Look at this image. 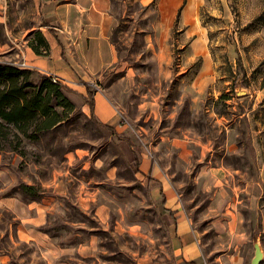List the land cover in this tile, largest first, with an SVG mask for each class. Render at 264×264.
<instances>
[{
    "label": "rangeland",
    "instance_id": "374dc122",
    "mask_svg": "<svg viewBox=\"0 0 264 264\" xmlns=\"http://www.w3.org/2000/svg\"><path fill=\"white\" fill-rule=\"evenodd\" d=\"M185 4L179 0L171 21H166L159 0H113L116 71L103 72L98 85L120 75L115 86L120 100L114 106L121 127L116 133L108 137L88 114L83 95L64 91L67 105L55 127L35 141L23 140V156L7 148L0 151L5 191L24 201L30 197L20 192V182L33 184L37 199L41 182L52 173L95 174L96 158H109L117 175L109 183V207L113 206L117 223L114 229L109 227V234L94 229L105 235L101 264H169L165 254L161 260L153 257L157 241L149 238L163 242L167 235L157 225L154 205L143 198L145 187L132 178L121 156L116 138L124 135L132 140L135 157L140 152L149 156L174 185L197 238L205 243L207 264L224 263L211 261L213 252L208 251L217 236L203 212L210 194L201 189L198 172L204 165L232 170L229 184L239 199L243 227L253 238L250 244L258 241L262 256L257 264H264V0H194L183 22ZM36 10V0H0V61L15 64L25 40L35 39L32 32L38 28L28 29L38 25ZM188 27L193 34H184ZM197 38L198 43L191 45ZM159 134L186 141L182 147L172 146L159 141ZM72 154L85 160L84 170L79 160L67 161ZM121 183L130 185V194ZM67 203L69 218L94 224L90 213L80 214L75 204ZM0 216L7 220L9 213ZM50 220L62 223L56 215ZM129 222L134 226L127 228ZM52 231L65 232L59 226ZM0 249L11 254V264H44L32 245L10 246L0 236Z\"/></svg>",
    "mask_w": 264,
    "mask_h": 264
},
{
    "label": "crops",
    "instance_id": "0c3cea01",
    "mask_svg": "<svg viewBox=\"0 0 264 264\" xmlns=\"http://www.w3.org/2000/svg\"><path fill=\"white\" fill-rule=\"evenodd\" d=\"M178 1L159 0V9L166 21H171ZM193 1L186 0L181 9V21L187 22ZM36 9L38 25L30 27L28 31L42 29L47 50L41 49V53H36L25 40L20 48V60L15 64L32 68L37 73L55 74L72 92L84 97L85 84L92 86L93 117L109 126V129H105L108 137L116 133L121 127L118 126L120 123H117L114 106L120 100L115 91L120 75L109 77L108 81L102 82V87L98 85L103 72L109 69V73L114 74L116 71L117 51L111 38L115 25L113 0H36ZM193 31L188 27L184 34H193ZM198 41V38L195 39L191 45L195 46ZM118 137L116 142L122 146L121 156L131 168L132 178L145 187L143 198L154 205L157 225L162 226L167 235L163 242L158 238H149L152 242L157 241L153 257L161 260L165 254L169 264H207L203 253L205 247L202 248L205 243L197 238L172 182L168 181L158 165L151 162L149 156L140 152L135 157L130 138L126 135L124 138ZM158 140H167L169 145L181 147L186 141L163 134H159ZM81 159L79 155L72 154L67 161L79 160V168L84 170L86 162ZM92 165L98 170L95 174L72 176L66 170L60 176L58 172L52 173L49 180L41 182L40 197L24 201L17 194L5 191L6 167L2 164L0 153V213H9L7 220H2L0 216V236H4L10 246L22 243L36 247L44 264H75V261L101 264L99 258H102L104 251L102 241L105 235L100 236L94 229L109 234V227L114 229L117 223L113 217V206L109 207L112 203L109 201V183L117 175L114 164L109 165V158H96ZM231 175L232 170L221 165H204L198 172L201 189H207L210 194L203 212L217 236L208 251L213 252L211 261L250 264L253 243H259L253 240L250 244L253 238H248L243 227L237 207L239 199L234 196L229 184ZM121 185H125L123 190L130 194V185ZM131 192L134 193L133 190ZM67 202L75 204L80 214L90 213L94 224L86 226L81 219L69 218ZM55 215L61 219V224L50 223V217L54 218ZM55 226L65 232L52 231ZM133 226L134 223L126 224L127 228ZM80 232H83L81 236ZM10 257L6 249H0V264H11Z\"/></svg>",
    "mask_w": 264,
    "mask_h": 264
},
{
    "label": "trees",
    "instance_id": "16d2710c",
    "mask_svg": "<svg viewBox=\"0 0 264 264\" xmlns=\"http://www.w3.org/2000/svg\"><path fill=\"white\" fill-rule=\"evenodd\" d=\"M32 33L35 39H30L28 45L36 53H41V48L46 51L48 45L41 31L36 29ZM34 73L32 68L0 61V151L7 148L23 156V140H37L44 130L55 127L61 120L62 108L67 105L63 92L71 89L49 74L37 73L35 76ZM85 91L84 101L89 115L95 120L91 111L92 88L85 84ZM97 123L109 129V126ZM18 187L23 195H29V199L37 197L33 184L20 182Z\"/></svg>",
    "mask_w": 264,
    "mask_h": 264
},
{
    "label": "water",
    "instance_id": "95a60500",
    "mask_svg": "<svg viewBox=\"0 0 264 264\" xmlns=\"http://www.w3.org/2000/svg\"><path fill=\"white\" fill-rule=\"evenodd\" d=\"M261 256H262V252L260 250V247L256 242H254L253 243V255L250 258L249 263L250 264H257L258 261L260 260Z\"/></svg>",
    "mask_w": 264,
    "mask_h": 264
},
{
    "label": "built area",
    "instance_id": "2783aa9c",
    "mask_svg": "<svg viewBox=\"0 0 264 264\" xmlns=\"http://www.w3.org/2000/svg\"><path fill=\"white\" fill-rule=\"evenodd\" d=\"M20 63L21 65H25L24 62H20ZM49 75L51 76L52 79H56L60 81V79L55 74H49Z\"/></svg>",
    "mask_w": 264,
    "mask_h": 264
}]
</instances>
